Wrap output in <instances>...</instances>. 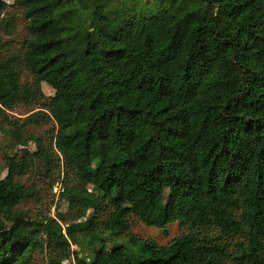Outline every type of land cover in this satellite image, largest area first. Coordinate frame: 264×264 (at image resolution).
<instances>
[{"label":"trees","instance_id":"trees-1","mask_svg":"<svg viewBox=\"0 0 264 264\" xmlns=\"http://www.w3.org/2000/svg\"><path fill=\"white\" fill-rule=\"evenodd\" d=\"M111 3L12 4L30 36L0 59V92L9 106L40 103L43 83L55 93L10 124L25 148L0 175V264H33L45 248L52 264H264V0ZM0 27L14 31L7 18ZM47 120L50 149L24 135ZM55 157L73 215L43 222L18 208L34 191L17 177L35 159L49 173ZM131 213L183 233L166 245L137 238Z\"/></svg>","mask_w":264,"mask_h":264},{"label":"rangeland","instance_id":"rangeland-1","mask_svg":"<svg viewBox=\"0 0 264 264\" xmlns=\"http://www.w3.org/2000/svg\"><path fill=\"white\" fill-rule=\"evenodd\" d=\"M8 3L7 10L0 12V19L7 18L12 22L14 31L8 33L0 27V59L7 58L14 54H23L25 49V42L29 38L30 34L27 29V20L24 18L23 9L18 5H12L16 3V0H4ZM128 0H112L111 5L118 7L122 3H127ZM142 3L152 0H140ZM22 70V69H21ZM22 84L32 82V76L26 71L22 70L21 73ZM42 90L46 98L40 99V103L31 101L29 103H15L12 106L8 105L10 95L2 91L0 92V175L5 176L8 168L6 162L8 157L17 155L19 158L23 156V148L25 146L17 144L9 133L10 124L18 121L22 123L25 118L31 114L41 110L42 104L46 103L50 96L54 95L55 90L47 83L42 84ZM54 123L52 120L42 122L41 125L29 126L27 128L25 136L29 133L39 137L44 142L47 149H50V143L52 141ZM29 150L32 152L37 150V145L34 141L28 144ZM62 158H54V164L52 170L47 171L45 161L42 159H35L30 165V171L23 175L18 176L17 179L22 182L29 190L34 193L27 197L18 208L28 212L31 218H39L43 222H46L48 217L57 219V212H64L65 217L70 219L73 214L68 210V203L61 199L60 191L64 177V171L60 172L59 166L62 165ZM14 168V166H11ZM7 168V169H6ZM66 176V175H65ZM72 183L76 184L75 177H71ZM141 211H146L147 208L143 204L139 205ZM91 211L87 216H90ZM89 217L80 219L79 222L87 220ZM131 231L137 238L146 239L151 238L158 242L160 245H166L170 243L175 237L183 233V229L178 223L170 224L165 229H159L154 226L144 224L134 213L130 215ZM93 226V223H90ZM88 230H85L86 233ZM83 231L77 230V235L82 236ZM126 241V240H122ZM130 251L136 253L140 246L139 244H128ZM73 250H78L77 245H72ZM85 253L89 250L86 249ZM57 254L49 249L40 250L35 254L33 264H52L51 259ZM62 264H74L70 260H65Z\"/></svg>","mask_w":264,"mask_h":264}]
</instances>
